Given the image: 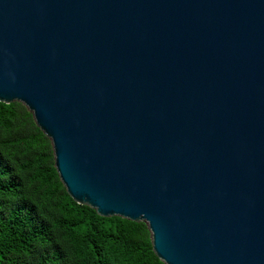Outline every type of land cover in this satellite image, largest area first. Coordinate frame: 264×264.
Instances as JSON below:
<instances>
[{
	"label": "water",
	"instance_id": "obj_1",
	"mask_svg": "<svg viewBox=\"0 0 264 264\" xmlns=\"http://www.w3.org/2000/svg\"><path fill=\"white\" fill-rule=\"evenodd\" d=\"M0 102L164 264H264V0H0Z\"/></svg>",
	"mask_w": 264,
	"mask_h": 264
},
{
	"label": "trees",
	"instance_id": "obj_2",
	"mask_svg": "<svg viewBox=\"0 0 264 264\" xmlns=\"http://www.w3.org/2000/svg\"><path fill=\"white\" fill-rule=\"evenodd\" d=\"M0 264H164L145 222L75 203L27 108L0 102Z\"/></svg>",
	"mask_w": 264,
	"mask_h": 264
}]
</instances>
